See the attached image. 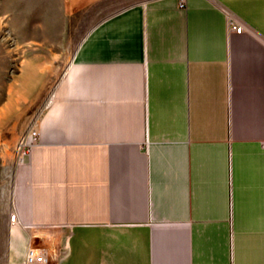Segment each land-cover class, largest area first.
I'll return each mask as SVG.
<instances>
[{"label":"crops","instance_id":"crops-1","mask_svg":"<svg viewBox=\"0 0 264 264\" xmlns=\"http://www.w3.org/2000/svg\"><path fill=\"white\" fill-rule=\"evenodd\" d=\"M66 1L95 21L23 129L0 264H264V0Z\"/></svg>","mask_w":264,"mask_h":264},{"label":"rangeland","instance_id":"rangeland-1","mask_svg":"<svg viewBox=\"0 0 264 264\" xmlns=\"http://www.w3.org/2000/svg\"><path fill=\"white\" fill-rule=\"evenodd\" d=\"M131 1L135 0H106L100 5L101 14ZM77 6L72 9L65 0H0V210L11 202L22 139L49 96L44 89L45 80L62 75L77 44L95 21L91 12L94 8L84 13L76 11L86 4ZM23 77L41 79L42 84L31 100L21 98L13 103V114H25L19 125V116L6 114L4 118L1 110L22 85ZM26 126L27 130H23ZM10 127L14 129L8 130Z\"/></svg>","mask_w":264,"mask_h":264},{"label":"built area","instance_id":"built-area-1","mask_svg":"<svg viewBox=\"0 0 264 264\" xmlns=\"http://www.w3.org/2000/svg\"><path fill=\"white\" fill-rule=\"evenodd\" d=\"M181 4L185 3V0H180ZM230 24L232 27L236 28L237 31L241 32L243 30V25L239 24L236 20L230 19ZM38 129L32 128L27 135L24 136L21 142L22 154L19 159L22 162L26 154L30 151L33 144L38 139ZM10 219L12 222H17V213L11 212ZM50 253L47 247L45 246H30L26 252V259L24 264H48L50 262Z\"/></svg>","mask_w":264,"mask_h":264}]
</instances>
